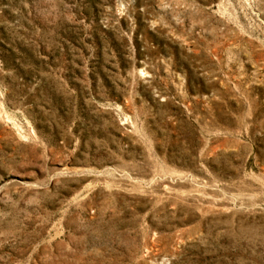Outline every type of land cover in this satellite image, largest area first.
I'll return each mask as SVG.
<instances>
[{
  "label": "rangeland",
  "instance_id": "obj_1",
  "mask_svg": "<svg viewBox=\"0 0 264 264\" xmlns=\"http://www.w3.org/2000/svg\"><path fill=\"white\" fill-rule=\"evenodd\" d=\"M0 264H264V0H0Z\"/></svg>",
  "mask_w": 264,
  "mask_h": 264
}]
</instances>
